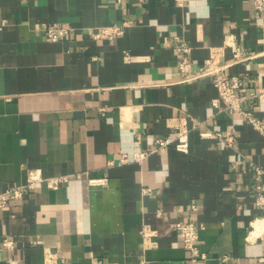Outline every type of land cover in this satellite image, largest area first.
I'll list each match as a JSON object with an SVG mask.
<instances>
[{
	"label": "crops",
	"instance_id": "crops-1",
	"mask_svg": "<svg viewBox=\"0 0 264 264\" xmlns=\"http://www.w3.org/2000/svg\"><path fill=\"white\" fill-rule=\"evenodd\" d=\"M252 1L0 0V194L28 170L69 176L0 207V264H186L175 224L190 217L206 264H264V208L252 187L258 166L264 192V134L211 105L212 76L190 78L214 57L242 80V107L264 118V104L248 98L264 88V11L256 16ZM122 22L112 39L91 37ZM60 24L69 35L48 40L43 28ZM175 37L193 62L184 75ZM179 123L186 154L168 147L131 162L136 136L137 148L152 149ZM101 177L106 186L87 182Z\"/></svg>",
	"mask_w": 264,
	"mask_h": 264
},
{
	"label": "built area",
	"instance_id": "built-area-1",
	"mask_svg": "<svg viewBox=\"0 0 264 264\" xmlns=\"http://www.w3.org/2000/svg\"><path fill=\"white\" fill-rule=\"evenodd\" d=\"M252 7L255 11L256 16H261L264 11V0H253ZM126 27V23L122 22L120 24H111L107 26H100L95 31L91 32V37L94 40L107 38L112 39L117 35L122 34L123 29ZM71 32V28L65 25H56V26H45L43 28V33L45 37L50 41H57L62 38H65ZM177 44L175 45V50L180 55V60L177 65L178 71L184 75L186 69L190 68L193 64L189 60L187 54L189 52V47L182 40L176 38ZM264 56V52L261 53ZM241 53L236 50L233 54V58L237 61L240 58ZM224 66L218 65L215 61V58L209 56L204 60L196 72L190 78H197L203 76H212L213 77V86L217 92V98L212 100L211 105L214 108L218 107V101L223 103V110L228 115H239L245 122L250 125L254 130L259 134H264V118L257 117L252 112L245 110L242 107V97L239 94V91L242 87V80L237 75H228L223 72ZM249 99H252L256 104H264V88L259 90H253L249 92ZM188 133L189 129L186 127V124L179 123L176 126V134L174 137L164 136L159 137L154 140V146L152 149L141 150L137 148L140 142V137L136 136L133 144L136 146V150L131 153V162L140 163L142 160L147 158L152 152L156 150H161L164 148H173L175 151L186 154L188 151ZM200 136L207 138H218L221 139L222 136L219 133L204 132L200 133ZM223 140L228 144L233 140L231 136L223 138ZM127 154H121L118 162H127ZM254 171V195L253 201L254 204L258 207L264 208V192L261 190V187L258 183L259 176L263 173V169L256 166L253 169ZM82 174H74L73 178H80ZM69 180V176H57V177H48L42 178L40 173L37 170H28L24 183L15 188H10L5 190L0 194V207L3 206L7 201L17 200L22 197L24 189H32L35 184L39 182H44L48 189H56L62 183H65ZM87 182L90 186H106L107 178H88ZM189 210L194 212L196 211V206L191 203L189 204ZM264 220V216L262 217ZM202 226L196 225L193 223L192 218H188L183 222H178L175 224V229L178 233V236L181 240L183 248L188 252V259L186 264H206L207 256L204 252L199 249L198 246V236L199 231ZM147 230L143 231V235L146 236ZM2 247L4 249H11L14 247L12 240L8 238L2 239ZM46 259L52 260L50 254H46ZM260 260H264V250L262 252ZM143 261H140L137 264H143ZM7 264H22L18 260L8 259ZM55 264H69L64 260H59ZM115 264V263H113Z\"/></svg>",
	"mask_w": 264,
	"mask_h": 264
}]
</instances>
